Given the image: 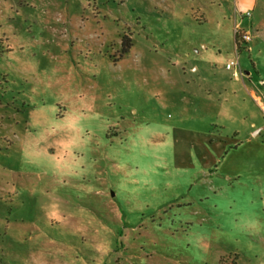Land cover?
<instances>
[{
    "label": "rangeland",
    "instance_id": "obj_1",
    "mask_svg": "<svg viewBox=\"0 0 264 264\" xmlns=\"http://www.w3.org/2000/svg\"><path fill=\"white\" fill-rule=\"evenodd\" d=\"M234 17L0 0V264H264V35Z\"/></svg>",
    "mask_w": 264,
    "mask_h": 264
},
{
    "label": "crops",
    "instance_id": "obj_2",
    "mask_svg": "<svg viewBox=\"0 0 264 264\" xmlns=\"http://www.w3.org/2000/svg\"><path fill=\"white\" fill-rule=\"evenodd\" d=\"M232 3L235 14L234 18L236 20H237V15L243 18L245 17V15H243L244 12L246 11L250 12V16L248 18L250 19L251 22L250 25L254 26V41L261 39L260 36L264 35V0H232ZM236 24L242 26L243 22L240 23V21H237ZM243 72L244 71H242V73ZM244 76L248 77V73L244 72ZM254 98L258 100L261 103V105H263L262 102L260 101V97L255 95V93H254Z\"/></svg>",
    "mask_w": 264,
    "mask_h": 264
},
{
    "label": "built area",
    "instance_id": "obj_3",
    "mask_svg": "<svg viewBox=\"0 0 264 264\" xmlns=\"http://www.w3.org/2000/svg\"><path fill=\"white\" fill-rule=\"evenodd\" d=\"M246 17L250 16V12L244 13ZM252 40V36L249 30L241 29L237 24L234 26V42H235V59H230L226 62L225 67L233 71L236 78L242 76V71L238 62V53L240 51V44H247Z\"/></svg>",
    "mask_w": 264,
    "mask_h": 264
}]
</instances>
